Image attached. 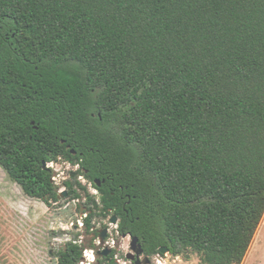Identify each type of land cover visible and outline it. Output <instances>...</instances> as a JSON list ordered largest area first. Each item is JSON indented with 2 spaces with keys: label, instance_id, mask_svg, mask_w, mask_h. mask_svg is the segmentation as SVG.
I'll return each instance as SVG.
<instances>
[{
  "label": "trees",
  "instance_id": "obj_1",
  "mask_svg": "<svg viewBox=\"0 0 264 264\" xmlns=\"http://www.w3.org/2000/svg\"><path fill=\"white\" fill-rule=\"evenodd\" d=\"M59 161L80 165L69 198L94 208L85 177L151 253L241 264L264 217V0H0V166L52 204Z\"/></svg>",
  "mask_w": 264,
  "mask_h": 264
},
{
  "label": "rangeland",
  "instance_id": "obj_2",
  "mask_svg": "<svg viewBox=\"0 0 264 264\" xmlns=\"http://www.w3.org/2000/svg\"><path fill=\"white\" fill-rule=\"evenodd\" d=\"M51 168L60 192L66 190L65 180L77 176V167L66 161L54 162ZM78 180L88 184L82 177ZM87 186L92 194L98 193L91 184ZM85 201V197L73 200L66 196L46 204L27 195L0 166V264H55L57 251L80 232L72 223L79 225L82 220L79 208ZM260 225L241 264H264V217ZM165 258L170 264H205L194 252L188 256L168 253Z\"/></svg>",
  "mask_w": 264,
  "mask_h": 264
},
{
  "label": "flooded vegetation",
  "instance_id": "obj_3",
  "mask_svg": "<svg viewBox=\"0 0 264 264\" xmlns=\"http://www.w3.org/2000/svg\"><path fill=\"white\" fill-rule=\"evenodd\" d=\"M76 167L78 170L80 165H76ZM77 170L76 175L78 174ZM76 177L73 175L71 179H75ZM79 177L86 179L83 176ZM97 180L95 183H97ZM100 183L101 185L99 186L97 184V186L101 187L103 183ZM88 184L94 187L93 183L88 182ZM65 188L67 194L62 196L61 192V199L62 197L69 196V189L66 186ZM94 188L98 192L96 194L97 199L95 200L98 203L97 205L95 204L93 209H87L84 204L83 207L79 208L82 220L79 221V225L72 223V227L79 229L80 232L65 242L62 246L64 251L69 250L71 247L78 246L82 252V257L77 264H170V259L165 258L168 253L172 255L168 246H162L159 251L151 253L149 246H147L144 240L133 235L131 231L126 232L125 229L121 227L122 220L120 216L111 214L106 218L99 217L102 216V214L98 213L101 212L104 206L101 204L100 191L96 187ZM82 211H85V213ZM89 214H93L94 219L91 222H86L85 218L88 217ZM115 216L118 218L117 221L113 220ZM98 218L101 220H97ZM84 235H87V237ZM82 236H84V239L80 238ZM134 237L138 238L136 242ZM164 247L168 248V251L165 253L161 251ZM59 250L56 254L57 261L55 264L59 261ZM86 253L92 254L91 260Z\"/></svg>",
  "mask_w": 264,
  "mask_h": 264
},
{
  "label": "water",
  "instance_id": "obj_4",
  "mask_svg": "<svg viewBox=\"0 0 264 264\" xmlns=\"http://www.w3.org/2000/svg\"><path fill=\"white\" fill-rule=\"evenodd\" d=\"M73 152H75V151H73ZM45 165H46V163H45ZM47 166H48V165H47ZM48 167H49V166H48ZM97 184H98L99 186L101 185V183H100L99 180H97ZM66 194H67V191H63V192H62V196H65ZM97 203H98V202L95 201V204H96V205H97ZM117 219H118V218H117L116 216L113 218L114 221H117ZM134 240H135V242H136V241L138 240V238H137V237H134ZM161 251L165 253V252L168 251V248L164 247V248L161 249Z\"/></svg>",
  "mask_w": 264,
  "mask_h": 264
},
{
  "label": "clouds",
  "instance_id": "obj_5",
  "mask_svg": "<svg viewBox=\"0 0 264 264\" xmlns=\"http://www.w3.org/2000/svg\"><path fill=\"white\" fill-rule=\"evenodd\" d=\"M86 255L89 257V259H92V254L91 253H86Z\"/></svg>",
  "mask_w": 264,
  "mask_h": 264
},
{
  "label": "built area",
  "instance_id": "obj_6",
  "mask_svg": "<svg viewBox=\"0 0 264 264\" xmlns=\"http://www.w3.org/2000/svg\"><path fill=\"white\" fill-rule=\"evenodd\" d=\"M53 163H54V162H51V163H49V164H48V165H49V167H51V165H53Z\"/></svg>",
  "mask_w": 264,
  "mask_h": 264
},
{
  "label": "bare ground",
  "instance_id": "obj_7",
  "mask_svg": "<svg viewBox=\"0 0 264 264\" xmlns=\"http://www.w3.org/2000/svg\"><path fill=\"white\" fill-rule=\"evenodd\" d=\"M261 226V225H260ZM257 234V233H256ZM251 249V248H250Z\"/></svg>",
  "mask_w": 264,
  "mask_h": 264
}]
</instances>
